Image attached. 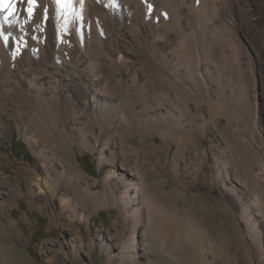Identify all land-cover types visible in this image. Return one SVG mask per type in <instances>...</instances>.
<instances>
[{
    "label": "rangeland",
    "instance_id": "374dc122",
    "mask_svg": "<svg viewBox=\"0 0 264 264\" xmlns=\"http://www.w3.org/2000/svg\"><path fill=\"white\" fill-rule=\"evenodd\" d=\"M148 1H89L86 11L92 17L87 20L74 0L70 10L58 11V22L65 19L58 27L71 41L83 39L89 28V51L71 56L83 60L76 63L77 76L51 65L50 20L41 30L45 57L37 59L23 49L9 76L0 75V250L6 262L41 264L43 258L34 249L40 241L50 239L46 247L53 251L58 242L69 253L75 238L67 219L58 221L57 198L46 194L40 200L43 192L33 187L36 201L30 203L26 193L25 178L40 175L42 164L19 129H26L34 112H45L44 125L54 127L53 137L33 149L50 154V144L57 140L65 162L70 160L66 164L78 170L71 180L81 176L82 186L95 183L94 191L100 192L110 168L129 177H136L137 170L144 189L165 208L164 242L152 226L148 229L150 258L142 250L145 215L136 230L139 264H264V0H218L216 19L202 34L197 32L201 7L196 0H183L179 21L164 11L162 32L156 30L161 15ZM3 15L2 24L7 18L8 26L17 27L19 15L12 9ZM10 34L12 45L19 33ZM23 65L28 73L22 72ZM36 70L43 87L41 108L27 86ZM92 77L99 86L85 88L83 80ZM91 89L103 91L108 100L103 118L99 113L94 117L85 105ZM51 100L60 109L56 117ZM69 102L78 115L68 111ZM82 132L92 144L109 142L104 153L112 151L113 166L98 165V152L90 153L79 143ZM16 189L25 191L20 200ZM119 212L108 206L86 208L88 220L76 225L95 246L90 264L104 263L98 242L114 238ZM21 214L31 224L21 222ZM81 257L88 258L83 252Z\"/></svg>",
    "mask_w": 264,
    "mask_h": 264
},
{
    "label": "bare ground",
    "instance_id": "6f19581e",
    "mask_svg": "<svg viewBox=\"0 0 264 264\" xmlns=\"http://www.w3.org/2000/svg\"><path fill=\"white\" fill-rule=\"evenodd\" d=\"M72 1L73 0H34L33 3H29V0H6V2L2 6H0V21L3 20L4 17H6L5 15H3V12L9 14L11 9L13 13H16V16L19 15V20H20L17 27H14L13 25L10 26V24L8 26L6 23L7 18L6 21H3L4 22L3 24L0 22V75L3 74V76L5 77L9 76V71L12 69L11 67L12 62H16V61L18 62V60L21 57L20 51H22L23 49H28L30 51H33L35 54L38 55V57H36L37 59L39 58V55L45 57L43 56V54H45L46 45L44 43L45 40L42 38L43 33L41 34V30L44 29L45 27L44 23L47 20L48 22L50 20L53 23L52 25L53 28L51 31L52 33L51 35L53 36V45H52L53 47L52 50L49 52V54H51L53 58V62L51 65L53 66V68L54 66H56L57 68L62 69L66 75L71 74L72 77L77 76L76 74L78 73L76 69L77 67L76 63L81 62L83 60L82 57H78L73 60L71 56L72 55L75 56L77 54H81L83 52L85 53L86 51H89L88 46L85 43L86 39L89 37V28L88 27L87 29L85 28L83 39L80 38L81 36L80 37L75 36L74 40L76 42H73L70 40V38H68L67 35H65L66 33H61L64 30L60 31L59 28L60 26L58 27V24L59 25L63 24V21L65 19L62 17L64 19L62 23L58 22L57 19L58 11L61 12L63 11L64 13V10L66 12V10H70V8H72V4H73ZM89 1L90 2L92 1L93 4L95 3L102 4L108 2V0H74L75 5L78 8H83L80 9L83 12L82 11L80 12L84 13L86 20L90 15V14L88 15L86 11L89 9V8L87 9L88 6L87 4ZM159 1L161 6L158 5L155 0H150L148 2L149 5L152 6L153 8L155 7V9L158 10L159 15H161L160 18L161 23L159 26L156 27V30L158 32H162L163 31L162 27L164 26L165 23H167V17H166L167 15L164 13V11L166 12L168 10L169 13L172 12V14H175L176 19L179 21L180 18L177 17V13L179 9L182 7V3L184 1L183 0H159ZM196 2L201 7L200 11L197 12V16L198 18H200V22H199L200 24L197 27V32L202 34L205 32L206 26H208V24L209 25L212 24L216 19V6L218 4V0H196ZM9 6H11V8H9ZM98 9H100L99 6ZM78 11L79 10H77V12ZM163 13L166 16H163ZM68 16L70 17V15H67V17ZM90 16L92 17V15ZM67 17L65 16V18ZM75 22L76 21L74 20L73 23ZM65 24L66 23L64 22V26ZM66 27L67 24L65 26V29ZM68 27L71 28V26ZM19 28L21 29V31H18ZM76 29L77 28H75V31H79ZM10 30H14V32H17V34L19 33V36H17L18 38L15 40V44L12 45H11V40H12L11 37L13 35L10 34ZM21 39H24V41L22 42ZM67 40L68 43L66 44L65 42ZM9 45H11V47H13L14 49V53L12 54L9 53L10 51H12V50L9 51L8 49L10 47ZM23 66L25 67L23 69L22 68L20 69H22V72L24 71L27 72L29 67L27 65H23ZM95 77L94 78L92 77L93 79L86 78L83 80V84L85 85V88L89 89V87L92 88L99 86L98 80ZM39 79H40V74L36 70L35 73H32L29 76L27 86L28 88H30V90L34 92L33 98L34 100L36 99L37 101H39L37 106L41 108L40 106L43 103L41 91L43 90V87L41 86ZM24 80H26V78ZM90 91H91L90 99L87 100L85 105L87 106L89 111L94 115V117H96V113H99L98 115L101 118H103L105 116L104 114L105 109L108 106L107 105L108 100L107 98L104 97L103 91L98 89L97 90L91 89ZM6 92H7L6 94L10 93V91L8 90ZM48 105L52 109V113L54 115L53 117L58 116V113L60 114L59 112L60 109L56 103V100H51L48 103ZM67 105H68V111L70 110L69 112H71L73 116L79 114L76 111L74 104L69 102ZM42 112L40 111V113ZM23 113L25 114V111ZM35 114L36 112H34L32 115L28 117L26 129L25 128L22 130L19 129L20 136H22L25 139L29 147L33 150V153L40 159L42 164V170H41L42 173L40 175H37V177L32 179L25 178L27 183L26 193L30 194L29 195L30 203L36 201L35 200L36 198L31 195L32 194L31 188L33 187H37L40 191L43 192L41 196L40 194L38 195L41 198L40 200H44L46 194H48L49 197L51 198H57L59 201V206L61 211V216L60 215L57 216L58 221H60L62 217L66 218L70 226L69 230L72 231L73 234L75 235L74 240H72V242L68 244L69 247L71 248L69 253H64L63 248L65 246L64 245L61 246L58 242L53 243L58 247L57 251H53L46 247V245L50 242V239H45L40 241L34 247V249L35 252L39 253V255H41L43 258L41 264H85V262L86 264L92 263L93 261L92 255L94 253L95 246L92 245L93 243L92 244L89 243L90 241H88L86 236L82 237L83 233H81V228L80 226H76V225L83 224L85 220H88V216L84 214L86 208L87 209H90L91 207L101 208L103 206L104 207L108 206L118 209L121 212V216H122L120 224L115 226L116 231L114 230L115 234L112 240L108 241L105 240L104 238L99 237L100 238L98 242L99 251L105 256V260L103 264H139L138 246L140 245V243L136 235V230L140 226L142 222L141 220H143V216L145 215V229L142 232L144 236L143 238L144 243L142 244L143 247L142 250H143V254L147 256V254L149 253V243H150L149 240L150 236L148 230L149 227L152 226V228L156 230V233L162 238V241L164 239L165 234L161 226L168 227L166 222L167 213L165 212V208L161 206L159 203H157L152 197V195H150L144 189L142 179L137 170L133 171V173L136 174V177L132 175H130L131 177H129V175H127L126 173L116 174L115 171L110 168L108 173L104 177V186L102 191L100 190V192L94 191L95 183L82 186L81 176L80 177L78 176L79 178L75 177L73 180H71L74 174H76L75 172H77L78 170L76 169V167H71L67 165L70 160L67 159L68 161L65 162L64 158L66 154L61 153V151L59 150L58 146L61 145L57 142V140L50 144L51 146L50 154L49 152H45L42 150L37 152L35 149H33V146L36 143L45 144L51 142L54 132V127L52 129L50 128L52 125L50 126L48 124L49 130L44 125V119L49 115H46L45 112L39 115H35ZM79 143L82 147L89 150L90 153H94L96 151L98 152V165H104L110 167L113 166L114 158L112 156L113 155L112 151H110L109 156H107L104 153L105 150H108V144H109L108 141L97 140L94 144H92L89 140V134H87L86 132H82V135L79 138ZM99 146L101 147L99 148ZM59 164L60 166H62L61 170H59L60 168ZM18 170L19 173H23L24 171L21 168H19ZM16 177L18 178V180H21L20 178H22L19 176V174H17ZM68 186H71L72 188L71 192L68 190ZM15 194L16 196H18L17 199L20 200L22 194H25V191L23 189H20L19 191L16 189ZM43 210H45V207L41 209V212H43ZM23 217L24 215L21 214L19 219L21 222H25V224H31V221H29L28 218L22 219ZM16 224L17 223H15V225ZM23 241L24 242L21 244H23L22 246L23 248H25V246H28V244L26 240ZM82 252L88 258L81 257ZM148 258H150V256ZM17 260L18 261L13 260V262L10 263L6 262L4 260V253L2 250H0V264H18V262L19 264H23L19 261V259ZM153 261L149 262L148 260V262L147 261L146 262L150 264Z\"/></svg>",
    "mask_w": 264,
    "mask_h": 264
},
{
    "label": "snow or ice",
    "instance_id": "6c2138e0",
    "mask_svg": "<svg viewBox=\"0 0 264 264\" xmlns=\"http://www.w3.org/2000/svg\"><path fill=\"white\" fill-rule=\"evenodd\" d=\"M5 2H6V0H0V6H2ZM33 2H34V0H29V3H33Z\"/></svg>",
    "mask_w": 264,
    "mask_h": 264
}]
</instances>
